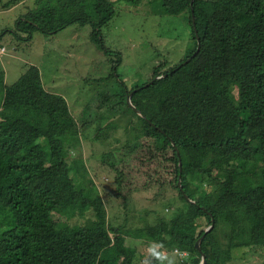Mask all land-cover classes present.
I'll list each match as a JSON object with an SVG mask.
<instances>
[{"label": "trees", "instance_id": "trees-1", "mask_svg": "<svg viewBox=\"0 0 264 264\" xmlns=\"http://www.w3.org/2000/svg\"><path fill=\"white\" fill-rule=\"evenodd\" d=\"M159 1L167 14L188 13L194 44L177 65L160 61L149 81L132 86L117 72L121 52L102 37L117 13L113 0H37L0 31V39L31 41L36 31L91 24L104 52L118 56L106 77L118 78V88L97 94L79 119L46 89L37 65L11 85L0 71V264H141L138 244L150 242L188 251L182 264H200L204 254L206 264H226L233 247L264 245V0ZM129 113L137 118L129 119L133 138L155 160L153 182L188 204L172 220L115 226L97 186L71 175L67 146L118 127L113 118ZM222 223L231 228L226 248Z\"/></svg>", "mask_w": 264, "mask_h": 264}, {"label": "rangeland", "instance_id": "rangeland-1", "mask_svg": "<svg viewBox=\"0 0 264 264\" xmlns=\"http://www.w3.org/2000/svg\"><path fill=\"white\" fill-rule=\"evenodd\" d=\"M36 2L0 0V31L14 28L18 18L29 12ZM113 2L117 13L102 28V37L108 48L121 52L122 62L117 72L129 86L149 81L153 67L160 61H165V68L177 65L194 44L188 13L167 14L159 0H142L138 4L124 0ZM92 31L91 24L75 23L55 34L36 31L31 41L6 34L0 39V71L4 70L5 83L13 84L29 65L35 64L40 68L46 89L62 94L79 119L81 111L93 103L97 94L102 91L111 94L118 88V78L106 79L113 73L118 56L105 53ZM131 116V113L120 114L113 118L118 127L106 128L100 136L82 137L68 145L67 159L77 184L97 186L110 223L135 228L155 224L160 217L172 220L186 210L188 204L174 188L167 187L161 192L153 182L155 160L149 155L144 140L140 143L133 138L136 131L129 126ZM132 117L136 121L137 118ZM77 159L82 162L76 164ZM117 166L123 171V177L119 176ZM204 186L215 188L206 183ZM59 217L54 215L55 219ZM83 220L85 218H75L70 223ZM228 227L222 223L219 228L218 239L223 248L229 244L226 231L231 228ZM152 244H138L136 261L151 262L148 248ZM162 251L169 257L175 254L177 264L184 262L180 254ZM182 252L189 254L186 250ZM231 253L232 258L226 264H264V245L242 244L233 247Z\"/></svg>", "mask_w": 264, "mask_h": 264}, {"label": "clouds", "instance_id": "clouds-1", "mask_svg": "<svg viewBox=\"0 0 264 264\" xmlns=\"http://www.w3.org/2000/svg\"><path fill=\"white\" fill-rule=\"evenodd\" d=\"M162 248H163L162 244L153 243L152 245L149 246L148 253L152 257V259L159 261L160 264H164L166 260L168 261V264H177V261L175 259V254L169 257L161 250ZM180 255H181V259H183L186 253H181ZM144 261L142 262V264H144Z\"/></svg>", "mask_w": 264, "mask_h": 264}, {"label": "water", "instance_id": "water-1", "mask_svg": "<svg viewBox=\"0 0 264 264\" xmlns=\"http://www.w3.org/2000/svg\"><path fill=\"white\" fill-rule=\"evenodd\" d=\"M200 48H201V45H200V42H199V44H198V48H197V51L193 54V56H194L197 52H199ZM190 59H191V57L188 58L187 61H189ZM131 96H132V93H130L129 96H128V102H129L130 105H132L133 107H135L134 104L132 103ZM180 185H181V182H180ZM185 195L187 196V194H185ZM187 197H188V196H187ZM213 224H214V218H213ZM213 224H212L209 228H211V227L213 226ZM209 228H208V229H209ZM200 243H201V239H199V241L197 242V247H198V248H201V247H200ZM203 259H204V261L201 262L200 264H206V263H207V259H206V255H205V254H204V256H203Z\"/></svg>", "mask_w": 264, "mask_h": 264}, {"label": "built area", "instance_id": "built-area-1", "mask_svg": "<svg viewBox=\"0 0 264 264\" xmlns=\"http://www.w3.org/2000/svg\"><path fill=\"white\" fill-rule=\"evenodd\" d=\"M175 252H176V253H178V254H181V253H183V252H182V251H180L179 249H176V250H175Z\"/></svg>", "mask_w": 264, "mask_h": 264}, {"label": "crops", "instance_id": "crops-1", "mask_svg": "<svg viewBox=\"0 0 264 264\" xmlns=\"http://www.w3.org/2000/svg\"><path fill=\"white\" fill-rule=\"evenodd\" d=\"M52 91V90H51Z\"/></svg>", "mask_w": 264, "mask_h": 264}]
</instances>
